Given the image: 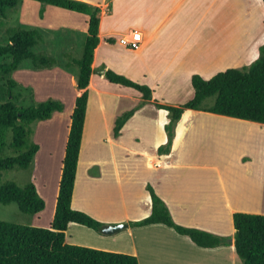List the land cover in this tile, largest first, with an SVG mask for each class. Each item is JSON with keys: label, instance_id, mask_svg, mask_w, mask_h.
Wrapping results in <instances>:
<instances>
[{"label": "crops", "instance_id": "0c3cea01", "mask_svg": "<svg viewBox=\"0 0 264 264\" xmlns=\"http://www.w3.org/2000/svg\"><path fill=\"white\" fill-rule=\"evenodd\" d=\"M77 1L98 8L100 13L99 42L94 50L92 73L86 88L88 102L71 208L86 213L105 226L128 224L150 213L151 200L146 191L149 185L164 202L176 224L225 237L229 244L200 248L161 224L128 227L126 232L111 236L69 224L65 242L117 253L118 250L111 245L124 241L127 246L121 251L136 256L139 264H142L141 255H146V264L205 263L204 258L195 259L193 255L207 257L209 264H241L234 250L232 216L235 213L264 215V124L206 111L185 110L174 129L169 154L159 155L158 148L167 143L165 125L169 120L168 112L156 105H169L154 98L145 101L133 89L110 83L105 72L110 70L133 80L135 78L127 73L142 75L155 84H169L171 91L190 81L193 75L208 80L230 67L231 60L241 58L240 62H243L253 48L259 50L251 37L256 26L262 24L263 15L255 14L258 4L256 6L253 0L236 2V6L242 5L244 9L242 15L240 12L236 15L237 23H241L238 24L241 32H237L240 38L233 40L232 34L223 46L213 49L216 35L225 27V23H217V11L229 0ZM117 22L126 28L118 29L114 26ZM86 23L73 31L86 35ZM133 32L141 35L140 47L126 49L135 53L136 59L128 62L126 70L113 69L110 64L113 54L121 46V40L130 39ZM233 44H236L234 48ZM66 55L63 54L64 59ZM61 65L68 68L70 63ZM76 77H71L73 98L69 110L63 106L62 112L46 121L36 122L31 135L32 141L38 145V152L28 169L27 184L36 187L45 207L48 199L51 209L45 218L49 219V224L74 100L84 92L77 89ZM146 102H154L155 109L151 112L144 110L142 107ZM132 109H135L133 116L114 138V121ZM228 138L239 141L236 145L241 149L232 164L237 165V171L241 170V176L223 173L224 163L220 160L203 158L213 155L204 151V147H215ZM111 203L115 204V209L109 208ZM30 226L48 227L43 224ZM137 235L146 238L141 237L138 242Z\"/></svg>", "mask_w": 264, "mask_h": 264}, {"label": "trees", "instance_id": "16d2710c", "mask_svg": "<svg viewBox=\"0 0 264 264\" xmlns=\"http://www.w3.org/2000/svg\"><path fill=\"white\" fill-rule=\"evenodd\" d=\"M41 5L87 16L86 35L82 44L80 59L76 65L78 74L76 87L84 92L75 98L70 116L64 157L61 162L58 191L53 216L49 228L15 225L0 222V264H139L135 256L106 252L65 242V232L69 224H78L97 233H101L105 224L87 214L71 208L74 181L76 176L84 119L88 102V87L92 73V61L98 39L100 10L77 0H29ZM19 0H0V15L7 9L17 6ZM264 6V0H260ZM41 39L37 30L14 29L10 32L8 43L0 46V74L8 78L24 62L35 69L51 68L56 61L46 54H35L32 49ZM105 78L112 84L138 92L145 101H153L152 90L110 70ZM192 97L183 105H156L168 112L169 122L165 125L167 143L158 148L159 155L170 152L174 129L185 110L206 111L212 114L264 124V43L259 46L258 58L247 70L234 68L219 72L206 80L193 75L190 80ZM17 84L6 81L2 93L13 98ZM214 97V103L208 108L202 105L208 98ZM63 111L58 101L49 100L36 107H16L11 100L0 102V172L12 169L28 170L38 145L30 140V127L34 122H43L54 114ZM135 109L119 116L112 129L116 138L124 124L133 116ZM146 191L151 200L150 213L143 219L128 222V227L139 228L161 224L176 234L187 237L200 248L227 246L229 240L176 224L154 190L147 185ZM15 203L18 210L26 215H35L44 209V201L38 195L36 187L28 183L22 188L13 183L0 184V204ZM234 227V250L241 264H264V215L235 213L232 216Z\"/></svg>", "mask_w": 264, "mask_h": 264}, {"label": "rangeland", "instance_id": "374dc122", "mask_svg": "<svg viewBox=\"0 0 264 264\" xmlns=\"http://www.w3.org/2000/svg\"><path fill=\"white\" fill-rule=\"evenodd\" d=\"M228 2L225 3L224 6H222L217 11V23L223 22L225 23V27L223 32H220L221 34H219L218 36L216 35V42L213 45V49L223 46V44L226 43L227 39L231 38L229 36H232V34H234L233 40L240 38V35L237 32H241V28L238 27V24L241 23H237L236 15L239 14L238 12H240V15H242V10L244 12V9L242 5L236 6V2L239 3L242 2V0H229ZM253 3L256 6L258 4L257 10H255V14L263 15L262 24H260L259 27L256 26L253 34H251V37L254 38L255 44H257V47H259L262 43H264V6L260 2V0H253ZM239 9H241V11H239ZM104 10H106V8ZM87 20L88 18L85 15L60 10L47 5H41L37 2L29 0H19L15 8L5 10L4 16L0 15V46L6 45L8 43L9 34L14 29H35L39 32L41 39L38 41L34 49H32V52H34L35 54H46L48 56H51L55 59L56 63L51 68L35 69L29 65V62H24V64L18 70L13 72L8 77L10 80L14 81L17 84L16 89L13 90L12 99L7 98V95L2 93V91L5 90L6 81L8 78H5L0 74V102L7 101L9 99L16 107L31 108L36 107L39 103L49 100L55 101L56 99V101L59 100L58 102H60L64 106V108L69 110L73 98V86L71 77L77 76L78 73L77 66L71 63L74 60L80 59L82 54V42L85 38V35L74 31L83 26ZM114 26H116L120 30L126 28L124 24H121L119 22H117V24L114 23ZM231 28L232 30H227ZM225 32L228 33L224 35ZM201 42L207 43L204 40H201ZM120 45L121 46L113 54L114 57L110 64L113 69L126 70L127 68L125 67L126 65H128V62L136 59L137 56L135 53L128 52L124 44L121 43ZM235 45L236 44L232 45L233 48L235 47ZM63 54H67L65 59ZM258 56L259 50L257 48H253L251 50L250 56L245 61L240 62L241 58L236 59L235 61L233 60L234 62L231 60V66L223 70L229 68L247 70L248 67L258 58ZM0 62H2V59H0ZM67 62L70 63V66L68 68L61 65ZM127 74L133 76L136 81L126 76L124 77L136 83L144 84L146 86H148L147 84H150V86L152 87H148L153 92L154 100L157 102H162L163 104H167L169 106H180L184 102H187L193 95L190 81L183 82L184 84L178 85V89L176 91H171L169 84L158 85L150 81L149 78L145 76H139L135 73ZM213 103L214 97L208 98L204 101L202 106L204 108H208L212 106ZM142 108L151 112V110L155 109V104L154 102H146L145 104H143ZM32 125V131H30L31 141V135L34 132L33 129L35 128L37 123L34 122ZM237 143H239L237 139L228 138L226 140H221L218 145L215 144V147H204V151L212 152L213 155L203 156V158L220 160L224 163L223 168L225 169V171H223V173L229 175L236 174V176H241V170L237 171V165L232 164L233 158H235L237 152L241 149V147H237ZM217 151H219V153H217ZM230 168H233L232 170H235L232 171L230 170ZM29 176V170L24 171L12 169L1 171L0 184L13 183L17 187L22 188L29 181ZM46 202L47 206H44V209L40 213L35 215H26L21 213L15 203H10L7 205L0 204V222L24 226H30L31 224L39 226V224H43L47 225V228H49L51 223L49 224V219H46L45 215H48V213L50 214L51 208L48 203V199ZM109 208L115 209V204L111 203ZM37 215L40 216L38 217ZM38 218L40 219L39 222L36 221ZM43 218L46 219L45 222L43 221ZM121 232H126V230H123ZM141 237L145 236H136L138 242ZM126 246L127 243L124 241L111 245V247L118 250L117 253L122 254H125L121 250H123V248H126ZM145 256L146 255H144V257ZM193 256L195 259L204 258L205 263L199 262L200 264H209L207 257H202L203 255ZM144 257L143 255L140 256L142 264H144V262L145 264L148 263V261H146ZM166 259L172 260L170 258ZM173 261L177 262V260ZM198 261H201V259H198Z\"/></svg>", "mask_w": 264, "mask_h": 264}, {"label": "built area", "instance_id": "2783aa9c", "mask_svg": "<svg viewBox=\"0 0 264 264\" xmlns=\"http://www.w3.org/2000/svg\"><path fill=\"white\" fill-rule=\"evenodd\" d=\"M121 43L130 50H137L140 47L141 35L138 32H133L130 39H123L121 40Z\"/></svg>", "mask_w": 264, "mask_h": 264}, {"label": "water", "instance_id": "95a60500", "mask_svg": "<svg viewBox=\"0 0 264 264\" xmlns=\"http://www.w3.org/2000/svg\"><path fill=\"white\" fill-rule=\"evenodd\" d=\"M128 228L127 223H121L116 225H107L102 229V233L106 236L115 235Z\"/></svg>", "mask_w": 264, "mask_h": 264}]
</instances>
